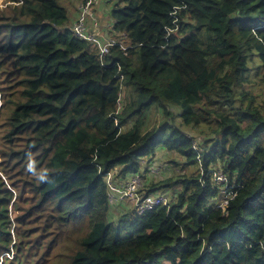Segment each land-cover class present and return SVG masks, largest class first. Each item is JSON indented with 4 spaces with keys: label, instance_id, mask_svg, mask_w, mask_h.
<instances>
[{
    "label": "trees",
    "instance_id": "trees-1",
    "mask_svg": "<svg viewBox=\"0 0 264 264\" xmlns=\"http://www.w3.org/2000/svg\"><path fill=\"white\" fill-rule=\"evenodd\" d=\"M3 1L2 263L264 264V0H94L102 57L60 0ZM132 175L167 205H111Z\"/></svg>",
    "mask_w": 264,
    "mask_h": 264
},
{
    "label": "built area",
    "instance_id": "built-area-1",
    "mask_svg": "<svg viewBox=\"0 0 264 264\" xmlns=\"http://www.w3.org/2000/svg\"><path fill=\"white\" fill-rule=\"evenodd\" d=\"M21 1V0H20ZM94 0H81L79 1L78 5V16L76 20L74 21L72 25V30L76 36H78L81 39L89 40V41H95L98 44L99 47V56L102 57L105 53L108 52V48L110 45L113 44H119L113 39L109 37H105V41L101 42L99 39H96L93 33L91 32V24L88 22V15L90 11L91 4ZM185 5L182 3V5L175 6L173 8V11L171 12V15L173 17L172 22L174 24V28H167V34L176 29L178 26L177 17H176V11L180 8H184ZM95 23H93V26ZM121 50H125V48L120 45ZM102 60V59H101ZM122 78V76H120ZM141 180L138 175H132L126 179H124L123 185L121 188H117L113 184H110V201L112 203L121 201L124 197H130L131 200H134L135 204V210L138 213L144 212L148 209H151L153 207L157 206H164L167 205L169 198L166 196H157L153 194H148L146 196H140L138 192V188L141 186ZM217 180H221L220 175L218 174ZM227 201L223 200L222 205L226 204Z\"/></svg>",
    "mask_w": 264,
    "mask_h": 264
},
{
    "label": "rangeland",
    "instance_id": "rangeland-1",
    "mask_svg": "<svg viewBox=\"0 0 264 264\" xmlns=\"http://www.w3.org/2000/svg\"><path fill=\"white\" fill-rule=\"evenodd\" d=\"M59 3L66 8L67 13H68V17H69V21H68L67 24L70 25V23H71V17L74 16V15H76L75 17L78 16V12H77V14H75V13H73V10H72V9L78 10V0H60ZM113 3L114 2H108L107 3V2H103V1L101 2L99 0H96V2L94 4V12H95L96 16H98V18H99L100 26L105 27L108 24H111L112 23L113 20H112V18L110 16V8H111V6H112ZM4 5H5L4 4V1L3 0H0V9L3 8ZM74 20H75V18H72V22ZM257 87H259V86H257ZM257 87H251V90L252 91H258L259 88H257ZM122 96H123V94H122ZM122 96H121V98H122ZM255 96H256V100L258 102H260V100L263 98L262 90H261V92L255 94ZM190 130H191L190 133H189L190 135H195L196 138L202 137V134L200 133V131L198 129L197 130L190 129ZM161 154H162V152L159 151L158 152V155H161ZM168 161L169 160L167 158L166 159H163V160L159 159V161L156 163L155 166L149 168L150 171H154L153 172L154 174L152 176H150L149 178L150 179L157 180V179H160V178H166V177L170 176V174H171V171L170 170H172V167L169 166V168H170V170H169L165 166L166 163H168ZM143 169H141V170H143ZM192 169L193 168H191V167L188 168L189 171H191ZM184 171H187V169L183 168L182 169V172H184ZM114 172H115V169H113V174H114ZM107 180L110 182L109 179H107ZM111 181L113 182L112 184H114V186H116L117 188H121L122 185H123L124 179H120L119 177L115 176V177H112L111 178ZM139 188H138V190H139ZM169 193H171V191L170 190L169 191L167 190L166 194L168 196H169ZM121 202H123V203H126L127 202V203L130 204V202H132V200L130 199V197L127 196V197H124L121 200ZM111 205H113V206L116 205V202H114ZM118 209H119V206L113 208V211L114 212H117ZM11 216H13V214H11ZM57 260L58 259L54 258L53 259V262L55 263V262H57ZM0 264H3L2 263V257H0ZM30 264H32V263L30 262Z\"/></svg>",
    "mask_w": 264,
    "mask_h": 264
},
{
    "label": "clouds",
    "instance_id": "clouds-1",
    "mask_svg": "<svg viewBox=\"0 0 264 264\" xmlns=\"http://www.w3.org/2000/svg\"><path fill=\"white\" fill-rule=\"evenodd\" d=\"M78 5H79V2H78ZM78 13H79V10H78ZM74 23V22H73ZM73 23H72V25H73ZM105 37H108V36H105Z\"/></svg>",
    "mask_w": 264,
    "mask_h": 264
},
{
    "label": "crops",
    "instance_id": "crops-1",
    "mask_svg": "<svg viewBox=\"0 0 264 264\" xmlns=\"http://www.w3.org/2000/svg\"><path fill=\"white\" fill-rule=\"evenodd\" d=\"M93 16H96V14H94ZM98 17V16H97ZM73 23V22H72Z\"/></svg>",
    "mask_w": 264,
    "mask_h": 264
}]
</instances>
